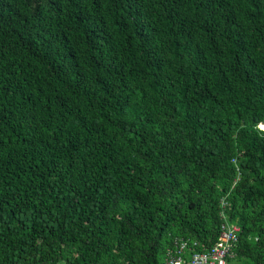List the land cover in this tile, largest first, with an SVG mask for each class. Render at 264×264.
Listing matches in <instances>:
<instances>
[{"label":"trees","instance_id":"16d2710c","mask_svg":"<svg viewBox=\"0 0 264 264\" xmlns=\"http://www.w3.org/2000/svg\"><path fill=\"white\" fill-rule=\"evenodd\" d=\"M264 0H0V264H264Z\"/></svg>","mask_w":264,"mask_h":264},{"label":"built area","instance_id":"2783aa9c","mask_svg":"<svg viewBox=\"0 0 264 264\" xmlns=\"http://www.w3.org/2000/svg\"><path fill=\"white\" fill-rule=\"evenodd\" d=\"M225 206L226 203L223 201L219 235L210 248L196 253L193 252L196 244L175 240L174 246L167 252L163 264H227L228 260L234 257L240 228L227 222Z\"/></svg>","mask_w":264,"mask_h":264},{"label":"clouds","instance_id":"9594fccd","mask_svg":"<svg viewBox=\"0 0 264 264\" xmlns=\"http://www.w3.org/2000/svg\"><path fill=\"white\" fill-rule=\"evenodd\" d=\"M263 125V124H262ZM259 127V126H258ZM263 127H264V125H263ZM259 129H262L261 127H259ZM262 130H264V128L262 129Z\"/></svg>","mask_w":264,"mask_h":264},{"label":"bare ground","instance_id":"6f19581e","mask_svg":"<svg viewBox=\"0 0 264 264\" xmlns=\"http://www.w3.org/2000/svg\"><path fill=\"white\" fill-rule=\"evenodd\" d=\"M260 127L262 128V127H263V125H262V124H260ZM263 128H264V127H263ZM263 128H262V129H263Z\"/></svg>","mask_w":264,"mask_h":264},{"label":"rangeland","instance_id":"374dc122","mask_svg":"<svg viewBox=\"0 0 264 264\" xmlns=\"http://www.w3.org/2000/svg\"><path fill=\"white\" fill-rule=\"evenodd\" d=\"M258 126L260 127V124H259ZM258 126H257V127H258ZM259 127H258V128H259ZM262 128H263V127H262Z\"/></svg>","mask_w":264,"mask_h":264}]
</instances>
